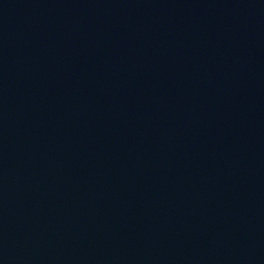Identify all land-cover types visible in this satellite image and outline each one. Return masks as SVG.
<instances>
[{"label":"water","instance_id":"95a60500","mask_svg":"<svg viewBox=\"0 0 264 264\" xmlns=\"http://www.w3.org/2000/svg\"><path fill=\"white\" fill-rule=\"evenodd\" d=\"M0 264H264V0H0Z\"/></svg>","mask_w":264,"mask_h":264}]
</instances>
